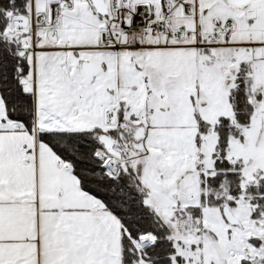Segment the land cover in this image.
I'll return each instance as SVG.
<instances>
[{
    "label": "snow or ice",
    "instance_id": "6c2138e0",
    "mask_svg": "<svg viewBox=\"0 0 264 264\" xmlns=\"http://www.w3.org/2000/svg\"><path fill=\"white\" fill-rule=\"evenodd\" d=\"M0 264H264V0H0Z\"/></svg>",
    "mask_w": 264,
    "mask_h": 264
}]
</instances>
